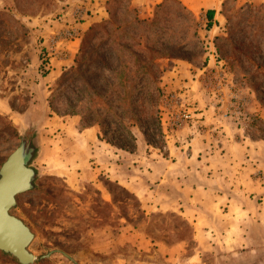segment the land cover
<instances>
[{
  "label": "rangeland",
  "instance_id": "374dc122",
  "mask_svg": "<svg viewBox=\"0 0 264 264\" xmlns=\"http://www.w3.org/2000/svg\"><path fill=\"white\" fill-rule=\"evenodd\" d=\"M223 1L220 30L201 36L177 0H0V166L25 130L39 177L11 212L35 235L34 264H75L61 252L77 264H264V0ZM92 11L106 32L89 33L55 76L53 48L74 29L57 31ZM186 124L225 154L208 161L219 206L194 209L214 237L163 190L176 189L168 155L182 142L170 136ZM196 157L179 163H207ZM0 264L20 263L0 251Z\"/></svg>",
  "mask_w": 264,
  "mask_h": 264
},
{
  "label": "crops",
  "instance_id": "0c3cea01",
  "mask_svg": "<svg viewBox=\"0 0 264 264\" xmlns=\"http://www.w3.org/2000/svg\"><path fill=\"white\" fill-rule=\"evenodd\" d=\"M163 0H134V2H137L136 4L141 5H155L159 4ZM183 6H185L192 14H194L197 17L198 22L200 23L199 27V34L201 36H204L206 34H212L215 32V29L220 30L222 26V13L223 10V0H178ZM148 9V8H147ZM98 11V10H97ZM93 14H83L82 17L84 18L83 21L79 23H70L69 26H64L57 32L64 33L67 30H71L70 28L77 31V34L75 37L71 39H63L60 40L56 46L53 48V56L51 57V65L53 68H55L53 71L55 73V76H59L63 70L70 67L76 58V54L78 53L80 46H81V40L83 36L87 33V31L90 29L91 26L96 24L97 22H100L103 19V15L99 14L96 11H92ZM210 13V14H209ZM68 21H72L74 19V15L71 13H68ZM209 16L210 21H212V24L210 27L207 28V23L209 22ZM177 69V68H176ZM176 69L170 70L166 73V76L164 77L165 81L164 83L167 84L166 89L170 90L177 84L172 80V78L177 77L178 73L175 72ZM180 84V80L178 81ZM205 114V119L203 121H197L198 124L203 123L205 124L209 118L206 111L203 113ZM202 116V115H201ZM200 116V117H201ZM195 125L186 124L182 128L173 131L171 134V138L174 139V141H180L182 142V146H177L175 149H171L170 153L168 155V159L172 162H175V171L174 174L177 176V182L175 183V188H169V189H163L164 192H167V194H173V202L172 204L177 206L178 210L180 211V214L183 216H191L190 218H186V220H191L192 227L199 233L200 236L204 234H209L212 237H214V233H212V230L209 231L211 223H207L204 219H201L199 215H196V211L194 209H199V205L205 206L207 208H216L218 205L217 201L220 197H222L221 190L216 188H212V186L209 183V177L212 175H216L219 167L213 168L212 165L208 162L210 161L211 157L224 160V152L221 151L220 155L216 156V153H213L211 150L208 152L206 149L210 147V144H212L211 138H216L211 136L210 131L202 132L194 129ZM92 130V129H90ZM204 131V130H203ZM94 132V131H91ZM220 138H217L218 140ZM92 140H89L91 142ZM173 141V142H174ZM93 142V141H92ZM214 155V156H213ZM222 155V156H221ZM197 156V161H201L203 163V160H206L207 163L200 164L197 166V168H190L188 165H184V163H179V161L188 160L189 158H195ZM202 158V159H201ZM200 159V160H199ZM199 164V163H198ZM163 174V173H162ZM218 174H222V172H218ZM164 175V174H163ZM189 176H204L203 179L200 181V179L197 177V179H189L185 180L186 177ZM165 177V175H164ZM177 190V191H176ZM181 191V192H180ZM184 192V193H183ZM212 192V195L215 197L217 195L216 199H213V202H209L208 200H205L204 197H208L210 193ZM215 193V195H214ZM189 211V213H187ZM193 211L194 213H192ZM225 218V217H223ZM222 220L217 221L218 226ZM194 225L196 227H194ZM200 226V227H199ZM214 226V225H213ZM241 233V232H240ZM239 233V234H240ZM243 234V233H242ZM198 235V234H197ZM237 235V234H236ZM230 238L234 241V239L241 240L243 242V235L242 237L238 238V236ZM196 237V235H194ZM248 239V237H246ZM245 238V239H246ZM239 245V244H237ZM180 243H177L172 246L166 247L164 250L165 255H169L170 258L174 257L178 251L180 250ZM234 248V247H233Z\"/></svg>",
  "mask_w": 264,
  "mask_h": 264
},
{
  "label": "water",
  "instance_id": "95a60500",
  "mask_svg": "<svg viewBox=\"0 0 264 264\" xmlns=\"http://www.w3.org/2000/svg\"><path fill=\"white\" fill-rule=\"evenodd\" d=\"M21 142L0 166V251L15 258L20 264H34L36 256L29 250L35 235L30 227L12 214L17 196L36 188L39 171L32 163L38 147L25 131L20 132ZM50 251L41 258L49 257ZM64 256L77 264L65 252Z\"/></svg>",
  "mask_w": 264,
  "mask_h": 264
},
{
  "label": "trees",
  "instance_id": "16d2710c",
  "mask_svg": "<svg viewBox=\"0 0 264 264\" xmlns=\"http://www.w3.org/2000/svg\"><path fill=\"white\" fill-rule=\"evenodd\" d=\"M165 1H170V0H165ZM178 1V0H177ZM131 5V4H130ZM158 6H161V4H159ZM185 7V6H184ZM186 8V7H185ZM187 9V8H186ZM210 14V13H209ZM154 22V21H153ZM110 24V20H104L102 19L100 22H97L96 24H94L93 26L90 27V29L87 31V33L85 34V36H83L82 40H81V46L83 44V42L85 41V37L87 35H89V33H92L93 31H95L97 28L102 29L103 32H106V26ZM212 24V21H210V16H209V22L207 23V28L210 27ZM80 46V47H81ZM83 53V52H82ZM79 58V55H78ZM85 55L82 57V60L85 59ZM144 87V86H143Z\"/></svg>",
  "mask_w": 264,
  "mask_h": 264
},
{
  "label": "built area",
  "instance_id": "2783aa9c",
  "mask_svg": "<svg viewBox=\"0 0 264 264\" xmlns=\"http://www.w3.org/2000/svg\"><path fill=\"white\" fill-rule=\"evenodd\" d=\"M76 34H77V31L76 30H71V31H68L65 36H66V38L71 39V38L75 37ZM190 116H191L190 114H186L185 113L182 116V118H190Z\"/></svg>",
  "mask_w": 264,
  "mask_h": 264
}]
</instances>
